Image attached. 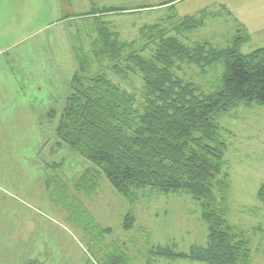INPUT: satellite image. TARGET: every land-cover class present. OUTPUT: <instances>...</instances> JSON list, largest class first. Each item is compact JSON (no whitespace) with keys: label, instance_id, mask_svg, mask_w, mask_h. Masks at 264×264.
<instances>
[{"label":"rangeland","instance_id":"rangeland-1","mask_svg":"<svg viewBox=\"0 0 264 264\" xmlns=\"http://www.w3.org/2000/svg\"><path fill=\"white\" fill-rule=\"evenodd\" d=\"M254 1L250 8L240 6L233 13L219 9L220 16L208 17L201 28L180 31L177 36L191 46L206 39L217 48L243 26L250 38L239 50L249 53L264 45V0ZM189 2L174 11L182 13ZM170 4L174 3L0 0V264H104L115 249L126 253L127 264H206L150 253L156 246L188 252L192 244H206V224L188 194L147 188L130 204L97 168L54 136L71 75L78 68L71 32L78 31L82 45L89 46L86 37L93 21L82 13L91 6L122 9L103 15L102 20L109 21L122 39H134L137 49L143 43L137 37L143 24L165 18L160 24L167 22L168 34L182 29L167 7ZM146 49L140 54L150 58L151 49ZM216 65L205 75L188 64L175 73L192 83L196 93L207 94L223 71L222 65ZM119 84L140 99L139 76L129 71ZM51 111L55 117L49 115ZM218 128L227 147V220L248 240L250 264H264V230L260 231L264 205L256 199L264 181V105L239 106L219 120ZM127 212L132 213L134 224L123 230L122 217Z\"/></svg>","mask_w":264,"mask_h":264},{"label":"trees","instance_id":"trees-1","mask_svg":"<svg viewBox=\"0 0 264 264\" xmlns=\"http://www.w3.org/2000/svg\"><path fill=\"white\" fill-rule=\"evenodd\" d=\"M167 7L172 17L179 18L182 29L168 34L167 22L160 24L165 18L157 24H143L137 30L143 41L137 49L134 39H122L109 21L102 20L103 15L122 9L91 6L82 13L93 21L86 37L89 46L82 45L78 31L76 35L71 32L78 68L71 75L54 136L97 168L130 204L147 188L156 193H185L198 204L200 219L206 224V244L191 245L188 252L156 246L152 256L250 264L248 240L227 220V147L218 123L239 106L264 105V47L241 53L240 46L250 38L243 26L224 46L216 48L206 39L191 46L178 33L197 30L206 18L220 14L202 10L197 17L180 16L174 4ZM146 48L151 49L150 58L140 54ZM93 64L98 68L94 70ZM186 64L199 67L204 75L216 64L222 65L212 92L196 93L192 83L176 75ZM129 71L142 82L140 99L119 84ZM52 111L49 115L55 117ZM256 199L264 205V181ZM133 224L134 217L127 212L122 229L130 230ZM127 263L126 253L115 249L104 264Z\"/></svg>","mask_w":264,"mask_h":264},{"label":"crops","instance_id":"crops-1","mask_svg":"<svg viewBox=\"0 0 264 264\" xmlns=\"http://www.w3.org/2000/svg\"><path fill=\"white\" fill-rule=\"evenodd\" d=\"M168 1H172L174 3V7H177L180 4H181L180 6H182V3L184 1H187V0H168ZM189 1H190L189 6H187L186 8H181L182 13H179L180 16H185V15L194 16L196 14H199V12L202 10H206V11L209 10V11H207L209 13L210 12L221 13L220 10L225 9L229 13H231V12L233 13V12H237V10H238V8H240V6H248L249 7V5H251L255 2L254 0H226V2H223V0H219V2H216V0H189ZM214 6H215V9H212V10L209 9L210 7H214ZM184 10H187V11H184ZM261 47H264V45ZM261 47H258V48H261ZM192 245H194V244H192ZM195 245H197V244H195ZM180 252H182V251H180ZM190 261L201 262V261H193V260H190ZM203 263H205V262H203ZM148 264H152V261L148 262Z\"/></svg>","mask_w":264,"mask_h":264}]
</instances>
